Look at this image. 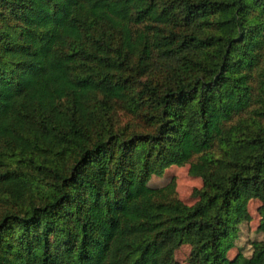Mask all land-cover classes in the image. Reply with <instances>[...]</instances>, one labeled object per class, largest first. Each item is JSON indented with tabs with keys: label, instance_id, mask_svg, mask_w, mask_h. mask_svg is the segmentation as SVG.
I'll use <instances>...</instances> for the list:
<instances>
[{
	"label": "trees",
	"instance_id": "trees-1",
	"mask_svg": "<svg viewBox=\"0 0 264 264\" xmlns=\"http://www.w3.org/2000/svg\"><path fill=\"white\" fill-rule=\"evenodd\" d=\"M200 178L187 204L170 165ZM258 199L251 253L239 224ZM264 264V0H0V264Z\"/></svg>",
	"mask_w": 264,
	"mask_h": 264
},
{
	"label": "rangeland",
	"instance_id": "rangeland-1",
	"mask_svg": "<svg viewBox=\"0 0 264 264\" xmlns=\"http://www.w3.org/2000/svg\"><path fill=\"white\" fill-rule=\"evenodd\" d=\"M189 164L170 165L165 168L159 176H151L148 180L149 187L157 188L173 182L175 195L187 204H192L195 198L192 195L194 189L201 186V180L198 177L191 176L188 172ZM260 205L258 199H251L248 202V212L250 220L239 224V237L236 240V247L228 253L229 258H233L239 251L244 255L251 253V242L262 238L261 233L257 231L259 215L257 207ZM189 246L183 245L175 251V258L181 263L186 264Z\"/></svg>",
	"mask_w": 264,
	"mask_h": 264
}]
</instances>
